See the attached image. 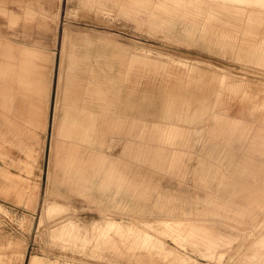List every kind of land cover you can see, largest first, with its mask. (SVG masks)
<instances>
[{
	"label": "rangeland",
	"instance_id": "rangeland-1",
	"mask_svg": "<svg viewBox=\"0 0 264 264\" xmlns=\"http://www.w3.org/2000/svg\"><path fill=\"white\" fill-rule=\"evenodd\" d=\"M3 6L7 13L2 12ZM112 10L111 6L83 5L79 0H0V48L10 42L38 50L47 58L44 64L51 77L45 127L37 131V138L24 126L15 131L8 123L13 116L0 113V169L9 172L17 185L11 192H0V264H27L32 255L31 259L41 255L68 264H136L110 252L131 255L137 263L144 264H264V173H258L260 167L264 169V155H253L256 147L250 141L256 130L264 127L258 122L264 109L254 110L256 121L244 139L235 132L227 141L205 144L196 142L194 132L188 129L179 141L153 142L151 129L147 128V119H152L147 112L151 109L146 101L147 91L154 89L157 94L167 81L168 86L175 83L173 76H163L160 70L151 79V63H165L169 71L181 74L187 65L197 66L205 73L201 79L184 83V92L213 99V90L220 89L222 112L240 117L242 104L250 106L252 101L242 103V89H232L226 80L245 82L246 90L256 97L253 102L261 103L264 59L190 28V16L175 19L166 27L158 26L143 10ZM11 15L18 17L15 23ZM62 48L65 65L67 55L86 54L88 66L95 71L104 70L107 75H116L120 66L114 63L109 68L105 60H97L101 53L119 51L126 59L133 56L139 60L129 76L131 80L121 83L118 90H122V99H127L121 108L129 104H137L138 108L124 112L127 123L113 129L114 137L106 145L107 155L101 151L98 154L93 145L82 149L81 139L79 145L65 128L60 132L63 141L59 143L51 130V118L55 122L60 111L55 112L54 108ZM3 59L0 55V61ZM221 74L224 83L219 85ZM133 118L138 122L131 130L129 121ZM245 118L251 120L248 115ZM131 140L133 152L144 150L137 158L133 152L123 151ZM152 145H163L167 151L176 149L181 156L153 160L147 156ZM57 146L61 153H57ZM68 149L89 162L94 179L100 176L97 171L105 160H109L108 183L117 184L113 179L118 168H127L131 173L122 188L112 184L102 190L93 184L85 191L90 196L78 195L61 183L60 169L65 157L62 151ZM243 161L249 166L247 172H240ZM49 172L54 177L50 181ZM225 181L248 188L227 190L222 184L218 187ZM1 182L5 181L0 175ZM210 199L222 207L228 203L233 211H223L227 217L222 218L205 214ZM48 201L61 209L45 217L44 204ZM236 211L245 216L242 223L237 222L240 218L235 216ZM169 218L215 220V226L222 231H230L226 224L237 230L234 239L181 229L170 223L165 224L164 230L157 220ZM118 220L137 226L141 229L135 230L138 233L151 235L140 239V244L130 236L119 239L123 231L118 229ZM125 239L132 245H123ZM20 253H24L22 262Z\"/></svg>",
	"mask_w": 264,
	"mask_h": 264
},
{
	"label": "crops",
	"instance_id": "crops-1",
	"mask_svg": "<svg viewBox=\"0 0 264 264\" xmlns=\"http://www.w3.org/2000/svg\"><path fill=\"white\" fill-rule=\"evenodd\" d=\"M79 2L83 5L94 4L97 8L100 5L105 8H110L111 6L113 8L112 12L115 10L119 12L143 10L148 14L149 19L157 21L156 24L158 26L169 27L175 19H183L190 16V28L201 30L226 45L250 50L264 59V0H79ZM1 9L3 13H7L4 6ZM17 19V16L11 15L12 22L15 23ZM61 50L63 57L60 59L59 64L56 93L58 96L56 97L54 108L55 112L60 111L55 122L53 121V116L51 118V130H53L52 132L56 135V141L59 143L63 141L60 132L65 128L70 130L69 132L73 134L72 138L76 141L81 139L84 144H87L86 146L81 141H78L79 145L82 143L80 145L82 149L93 145L98 154H100V151L106 153V145L114 137L113 129L116 128L118 130L127 123V120L123 118L125 116L124 112L127 109L134 110L138 108L137 104H129L124 108L125 110L121 108L123 102L127 99H122V90L119 92L118 90L121 83L125 80H131L129 76L134 71L135 64L139 63V60L133 56L126 59L125 55L120 54L119 51H115L111 55L101 53L97 55V60H105L109 68L113 67L114 63H118L120 66V70L116 75H107L104 70L95 71L93 66H88L89 55L86 54L72 53L67 55L66 59H68V62L65 65V51L64 48ZM0 55L4 57L3 61H0V113L13 116V118L8 119V123L15 131H20L21 127L24 126L28 128L34 138H37V131L45 127V117L50 98L51 77L46 72L44 64L47 58L38 50L28 46L17 47L10 42L2 44ZM159 70L163 72V76H173L175 83L168 86L167 81L164 87L158 89L157 94H155L154 89L147 91V108L151 109V111L148 110L147 115L152 116V119H147L149 124L147 128L151 129L150 140L153 142L169 143L171 141H179L188 129L194 132L196 142L205 144H216L219 139L227 141L235 132L239 134V138L244 139L251 132L252 126L256 121L254 110L264 109V99H262L261 103H254L253 100L256 97L246 90L245 82L226 80L228 86L232 89H242V103L246 100L252 101L250 106L242 104L240 117L227 116L222 112L224 107L220 99V89L213 90V99L206 95L191 96L188 92H184L186 90L184 89V83L201 79L204 75L205 72L199 67L187 65L186 71L181 74L177 71H169L165 63L159 66L151 63V68L149 69L151 79L154 78V75ZM218 83L219 85L224 83L223 74L219 76ZM244 109L248 110L246 114L243 112ZM140 115L141 113L139 114L141 119ZM246 115L251 120H247L245 118ZM134 119L136 118L129 121L131 130L135 126V122L136 125L138 122V119L136 121ZM258 122L264 123V115L258 119ZM256 131L250 138L251 144L256 147L253 155L256 153L264 155V127ZM136 136L139 137L138 132ZM66 142L70 143L69 141ZM133 145L132 140L128 141L123 151L131 154ZM151 148L152 150L148 152L147 156L153 160L169 157L178 158L181 156V153L176 149L167 151L163 145H152ZM57 149V153H61L59 146H57ZM140 152L143 154L144 150H134L133 153L136 158L139 157ZM62 153L66 158L64 157L60 169L62 173L61 183H65L79 192L76 194L90 196V193H85V191L91 185L96 184L98 188L105 190L109 189L114 183H108L107 174L110 173V170L107 166L109 160H105V162L100 164L101 167L97 171L100 176L94 179L91 174L93 172L92 167L87 164L89 163L88 161L81 160L78 157V152L68 149L62 151ZM247 170H249V166L243 161L240 172H247ZM258 171L259 175L264 173V169L261 167ZM129 173L131 172L127 168H118V175L113 179V181H117V184L113 185L118 189L122 188ZM0 175L5 181L0 183V192H11L17 187L14 178L9 172L0 169ZM52 178L54 177L49 172V181ZM221 184L227 190L248 188L247 186H237L236 183H227V181L219 183L218 187ZM223 205L225 206L222 207L218 201L210 199L207 201V208L204 213L220 218L227 217L222 212H231L233 210L229 209L228 203ZM60 207V205L52 202H45V217L52 215L61 209ZM235 216L240 218L237 220L238 223H242L243 218H245V216L239 215L238 212ZM157 222L162 225L164 230L166 229L165 224L170 223L180 225L181 229L206 231L214 235L219 234L222 239H228V237L234 239V232L237 230L234 225L225 223L229 226L230 231H222L215 226V220L169 218L159 219ZM118 224V229L123 231L119 234V239L122 236H130L137 243L140 239L143 241L144 237L151 235L148 232H136L135 230L141 229L132 223L126 224L119 221ZM225 242L229 244L230 241L226 240ZM138 244H140V241ZM123 245L130 246L132 243L131 241L128 243L125 239ZM110 253L116 255V257L134 261L136 264H144L137 263L136 259H133L131 255L126 256L125 253L121 256L119 253ZM38 256H34L37 258L35 260L38 261H35L34 264H41V262L42 264L69 263L68 261L47 260L44 256ZM31 257L27 264H32L33 258L31 259ZM20 258L22 262L24 253H20ZM114 262L116 263L117 261ZM8 264L15 263L10 261Z\"/></svg>",
	"mask_w": 264,
	"mask_h": 264
},
{
	"label": "bare ground",
	"instance_id": "bare-ground-1",
	"mask_svg": "<svg viewBox=\"0 0 264 264\" xmlns=\"http://www.w3.org/2000/svg\"><path fill=\"white\" fill-rule=\"evenodd\" d=\"M107 18V17H106ZM214 66V65H213ZM216 68H218V67H216ZM222 69V68H221ZM243 71V70H242ZM245 72V71H244ZM44 214V213H43ZM35 259H37V258H35V257H33V261H32V264H34L35 263V261H37V260H35ZM38 262V261H37ZM41 264H42V262H41Z\"/></svg>",
	"mask_w": 264,
	"mask_h": 264
}]
</instances>
